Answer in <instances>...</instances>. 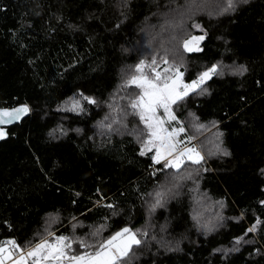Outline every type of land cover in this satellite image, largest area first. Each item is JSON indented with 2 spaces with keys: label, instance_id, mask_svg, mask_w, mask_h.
Here are the masks:
<instances>
[{
  "label": "trees",
  "instance_id": "obj_1",
  "mask_svg": "<svg viewBox=\"0 0 264 264\" xmlns=\"http://www.w3.org/2000/svg\"><path fill=\"white\" fill-rule=\"evenodd\" d=\"M234 5L0 0V106L31 110L0 141V244L27 252L67 233L97 247L128 227L141 244L126 264H264V0ZM202 35L203 51L184 49ZM152 60L185 82L220 67L173 105L170 126L195 137L200 165L177 172L140 154L148 130L125 85Z\"/></svg>",
  "mask_w": 264,
  "mask_h": 264
},
{
  "label": "snow or ice",
  "instance_id": "obj_2",
  "mask_svg": "<svg viewBox=\"0 0 264 264\" xmlns=\"http://www.w3.org/2000/svg\"><path fill=\"white\" fill-rule=\"evenodd\" d=\"M247 3V0H243ZM234 0H227V9L234 10ZM197 29L203 31L199 24L194 25ZM206 35V33H205ZM205 35L196 37L192 36L183 42L186 51H203L199 44L204 40ZM163 63L168 64L167 58H163ZM156 60H152L151 65H145L143 62L136 66L135 73L126 81L125 86H134L140 89L139 94L135 95L130 101V107L136 110L140 120L144 123L148 130V140L144 144L146 151L155 148L153 160L159 164L165 161V167L174 168L177 172L184 166L186 161L191 164L200 165L205 157L201 151L192 144L193 136H188L184 140L179 139L181 133L185 132V128L181 125L176 128L165 127L166 123L176 121L173 105L183 101L191 92L200 91L201 94L207 89H203L202 85L210 80L213 76L222 74L218 65H212L203 71L196 80L185 83L183 80V72L178 68H165L163 72L156 70ZM145 68H150V73L145 72ZM239 72L246 71L241 67L237 69ZM174 74H170L173 73ZM81 96L90 104H95L94 98ZM72 108L82 109L79 101L74 100ZM163 110V116L158 115V110ZM27 106L13 108L12 110L0 109V125L11 124L19 121L24 115L29 113ZM199 127H202L199 126ZM222 135V133L220 134ZM7 136V132L0 128V139ZM183 145V147H181ZM217 151H222L217 145ZM145 154V151L140 153ZM224 155H228L226 151ZM171 157V159H169ZM264 171V170H262ZM167 191H171L168 189ZM167 194L166 191H160L155 194V202L152 209L161 206L163 198ZM112 207V205H107ZM259 221H257V224ZM255 226L249 228L248 232H254ZM98 232L100 229L97 230ZM243 237L237 239L236 243H240ZM84 248L93 247L85 240L78 241ZM9 246H0V264H6L11 260L12 264H27L28 258H32V264H126L130 259L133 247H139L141 240L137 238V234L131 228L125 227L121 231L112 235L109 239L99 245L95 252H85L84 254H71L72 242L68 237L59 236L55 238V242L43 239L34 247L24 253L15 241L7 242ZM19 253V255H16Z\"/></svg>",
  "mask_w": 264,
  "mask_h": 264
},
{
  "label": "rangeland",
  "instance_id": "obj_3",
  "mask_svg": "<svg viewBox=\"0 0 264 264\" xmlns=\"http://www.w3.org/2000/svg\"><path fill=\"white\" fill-rule=\"evenodd\" d=\"M170 74H174V72L173 73H170ZM185 82V81H184ZM185 83H190V82H185ZM132 92L135 94V95H137V94H139V92H140V89H138V88H135L134 86H132ZM158 115H161V116H163V110L162 109H160V110H158ZM173 122V121H172ZM172 122L171 123H166L165 124V127H167V128H169V130H171L172 128H175V127H171L170 125L172 124ZM147 143V142H146ZM143 148V150L144 151H146L145 149H144V146L142 147ZM152 152H153V156L155 155V148H153L152 150H151ZM169 158H171V157H169ZM59 236H65V237H68V234L67 233H61V234H58V235H56L52 240H49L50 242H55V238L56 237H59ZM138 238V237H137ZM71 242H72V253L71 254H73V255H75V254H84L85 252H95L96 250H97V248L99 247V246H97V247H88V248H84V247H82L81 245H80V243H77V244H75L72 240H71ZM0 246H9L10 247V245H8L7 244V242H3V243H1L0 244ZM34 247V246H33ZM24 253H26V251H23ZM16 255H19V253H16ZM6 264H12V261L11 260H9V261H7L6 262ZM27 264H32V258H28V260H27Z\"/></svg>",
  "mask_w": 264,
  "mask_h": 264
},
{
  "label": "water",
  "instance_id": "obj_4",
  "mask_svg": "<svg viewBox=\"0 0 264 264\" xmlns=\"http://www.w3.org/2000/svg\"><path fill=\"white\" fill-rule=\"evenodd\" d=\"M22 106H27V107L29 108V110H30V106H29L27 103H20V104H18V105L11 106V107H8V106L2 107V106H0V109L12 110L13 108L22 107ZM30 115H31V110L29 111L28 114L24 115L19 121H14V122L11 123V124L0 125V128H3V129L7 132V136H6L5 138H3V139H0V141H3V140H5V139L8 138V136H9L8 128H9L10 126H13V125H15V124H19V123H21L26 117H28V116H30Z\"/></svg>",
  "mask_w": 264,
  "mask_h": 264
},
{
  "label": "built area",
  "instance_id": "obj_5",
  "mask_svg": "<svg viewBox=\"0 0 264 264\" xmlns=\"http://www.w3.org/2000/svg\"><path fill=\"white\" fill-rule=\"evenodd\" d=\"M193 145H195L197 148H198V146L196 145V142L195 141H193ZM199 149V148H198Z\"/></svg>",
  "mask_w": 264,
  "mask_h": 264
},
{
  "label": "crops",
  "instance_id": "obj_6",
  "mask_svg": "<svg viewBox=\"0 0 264 264\" xmlns=\"http://www.w3.org/2000/svg\"><path fill=\"white\" fill-rule=\"evenodd\" d=\"M35 245H36V244H35ZM35 245H34V246H35Z\"/></svg>",
  "mask_w": 264,
  "mask_h": 264
}]
</instances>
